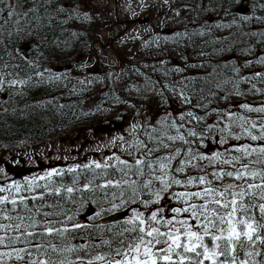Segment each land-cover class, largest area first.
<instances>
[{
  "label": "snow or ice",
  "instance_id": "snow-or-ice-1",
  "mask_svg": "<svg viewBox=\"0 0 264 264\" xmlns=\"http://www.w3.org/2000/svg\"><path fill=\"white\" fill-rule=\"evenodd\" d=\"M229 2L235 4V12L248 4V0ZM42 7L40 0H0V36L5 32L8 36L24 33ZM257 7L264 8V3ZM78 8V0H62L54 10L67 12L72 18ZM240 19L264 23V17L254 15ZM260 35L264 37V31ZM256 63L264 65V56H259ZM249 65L255 67L252 61L244 67ZM233 71L236 81L231 77L219 81L211 74L203 77L209 85L208 95L215 97L213 88L221 89L222 83H232L231 90L221 94L222 100L246 95L240 83L250 84L248 91L252 95H264V87L257 86V81L264 84V72L244 76L240 67ZM46 73L59 79L48 69L36 71L35 75L43 77ZM30 79L8 83L27 85ZM4 83L5 79L0 78V86ZM180 95L184 96V89ZM188 103H192L190 98ZM236 106L243 111L212 108L210 112L219 114L218 122L206 124L199 131L174 118L170 128L175 134H149L148 140H134L129 145L131 160L116 155L108 158L115 164L92 161L68 168L72 173L81 167L114 170L98 174L107 177L103 183L96 184L92 179L82 186L88 192H102L108 203L107 208L100 205V211L90 220L118 211L127 217L115 231L109 227L111 236L101 238L99 243L92 242V230H100L101 226L76 219L80 208L90 206L88 197L69 214L64 208L65 194L75 200L73 194L81 189L53 186V177L64 175L63 170L53 169L43 176L27 178L24 183H0V264H264V101ZM253 113L257 115H249ZM186 118H191L189 124L205 119L191 110L178 120ZM131 127L135 132L137 125ZM213 128L217 135L205 137L204 132ZM152 132L157 129L153 127ZM213 141L223 147L211 152L201 150ZM41 180L45 182L39 183ZM108 189L115 191H105ZM78 235L88 237V242L73 244L71 241Z\"/></svg>",
  "mask_w": 264,
  "mask_h": 264
},
{
  "label": "trees",
  "instance_id": "trees-1",
  "mask_svg": "<svg viewBox=\"0 0 264 264\" xmlns=\"http://www.w3.org/2000/svg\"><path fill=\"white\" fill-rule=\"evenodd\" d=\"M221 1L220 11L213 20L219 26L210 23L209 15L202 19V31L205 30L206 38L201 39L192 32L189 34V39L180 38L185 39L181 45L183 49H188V58L192 61L190 64H184L183 68L185 71L189 69L198 71L195 75L186 78L184 84L173 85L175 88L184 89L192 101L187 107H182L170 96L161 101L158 97L130 98L127 94L134 88L139 94L142 89L140 86L137 87L139 80L157 78L165 86L159 70L151 72L147 69L150 64L158 65L162 59H153V49H149L148 44L144 45L141 41L119 47V39L105 48L102 46L126 27V24L119 23L125 19H121L119 14L115 15L114 8L110 6L113 0H78L79 8L73 13L72 18H69L67 12L54 10L62 0H51V3L40 0L43 7L37 13V18L26 26L24 33L8 36L5 32L0 36V41H3L0 43V69L8 70L10 58L15 62L16 59L24 60L27 62L26 67L24 66L25 71L19 73L18 77L20 80H28L31 77L29 83L19 89L0 91V161L6 156L18 157L23 154L30 157L46 155L51 158V153L57 150L56 147L63 149L78 128L91 124L100 125L104 121L111 123L110 119L121 122L122 126L114 128L104 136L105 138H97L93 151L78 156V161L89 159L90 163L97 161L101 164L104 162L115 164L117 162L114 159L108 158L116 155L131 160L129 153L132 149L129 145L136 139L148 140L149 134L155 136L165 133L166 129L162 128L165 118L171 120L177 118V123H184L188 127H194L193 124L196 123L197 131L204 128L203 121L207 119L212 108H219V103L208 95L209 85L203 77L211 74L219 81L227 80L229 77L236 81L237 74L233 71L234 67H240V74L244 76H248L249 73L252 75L254 71L264 72V65L256 63L259 56H264V37L260 35V32L264 31V23L241 20L240 15H237L238 12L234 11V5L226 0ZM68 2L76 3L77 0H68ZM122 2L124 0H119V3ZM251 2L252 0H248V4ZM257 17H264V14ZM234 19L235 23H233ZM63 20H67V23H60ZM133 27L134 25H131L122 38L132 32ZM189 27L193 29V22ZM218 27H223L225 34L218 35ZM85 47L87 52L81 55L85 53ZM19 48L24 49V54H20ZM110 50L119 53V61L116 64L109 61L107 54ZM65 52L69 56L63 61ZM173 52L170 51L163 56L165 59L172 58ZM121 53L126 54L125 58L120 55ZM94 54L100 58L101 66L97 64ZM79 55L89 63L95 62V69L87 73L80 72L84 65L82 60L76 59ZM247 61H252L255 67L251 65L244 67ZM192 64L202 67L192 68L189 66ZM60 65L69 67L70 73L59 79H53L47 73L43 77L35 75L36 71L51 70L56 66L60 71ZM175 73L174 71L173 74ZM36 81L40 82L36 83ZM227 84L231 85L227 89L229 92L232 83ZM227 84L222 83L221 89L223 90ZM258 84L259 81H257L259 87ZM239 86L243 90L244 83H240ZM221 89L213 88L217 94ZM258 95L260 94L252 95L249 99H257ZM197 104H206V107H196ZM226 105L237 109L238 112L243 111L236 106V103L230 102ZM189 110L196 115L204 116L205 119L200 122L192 120L190 124L188 121L191 118H186L185 121L178 120L182 113ZM113 111L115 114L111 115ZM133 124L137 125L135 132L131 127ZM153 127L157 132H152ZM86 132L90 133V130ZM120 137L124 139L121 140ZM191 147L196 150L195 143ZM84 151L83 149L82 152ZM67 169L63 170L64 175L53 177V186L81 189L73 194L75 200L65 194L64 208L69 214H72L74 207H79L84 197H88L90 206L80 208L79 214L76 215V219L82 223V213L86 212V209L92 207L100 211V205L108 207L102 192H88L83 190L82 186L92 179H95L96 184L103 183L107 177L98 174L103 171L111 173L114 170L81 167L77 172L72 173ZM189 171L197 170L189 169ZM74 180H76L75 184ZM39 183L43 184V181ZM105 191L110 193L115 190ZM117 213H122L124 219L127 218L123 211ZM123 220L101 225L105 228L117 227ZM83 231L87 232L89 229ZM103 237L106 238V235L94 236L92 242L99 243L100 240L97 239ZM88 239L78 235L71 242L87 243Z\"/></svg>",
  "mask_w": 264,
  "mask_h": 264
},
{
  "label": "rangeland",
  "instance_id": "rangeland-1",
  "mask_svg": "<svg viewBox=\"0 0 264 264\" xmlns=\"http://www.w3.org/2000/svg\"><path fill=\"white\" fill-rule=\"evenodd\" d=\"M178 1H180L181 3L183 0H167V3H165V0H126L122 3H119L118 14L121 19L132 20L137 17H149L154 11L163 10V12L165 13V20L159 21L160 19H162V16L158 18L156 27L162 26L166 31V29H171L172 26L181 27L187 23L188 19L187 16H185L184 12L187 13L188 16L191 15L192 9L189 7L184 9L182 8L180 11H177L175 13L172 12V7L176 5ZM226 2L230 3L229 0H226ZM258 3H264V0H252L251 4H247V6L251 8L249 15L260 16L264 14L261 13L264 12V8L257 7ZM221 4V0H213V2L212 0H202V13L200 18L203 19L205 16L209 15L211 21L210 23L219 26V24L214 23L215 21L213 20L214 17L220 11ZM231 5L235 6L234 3H231ZM110 6L114 8L113 3H110ZM237 15H240L241 17L243 15H246V13L243 9L238 12ZM153 23L149 21L147 24H134L132 32L128 33L126 36L120 39L118 41V46L124 47L127 46L129 43L135 41H141L144 45L148 44L149 49H153L154 51L153 59L162 60L158 65L156 64L155 66H153V64H150L149 66H147V69H150L151 72L159 70V74L163 79V83L165 84V86H163V84H161L157 78L150 80H139L137 83V87H142L139 94L136 92V88H134L132 92H128L127 94L130 95V98H139L145 96L158 97L161 101L166 100L168 96H170L171 99L176 101L177 104L181 105L182 107H187L190 104L188 103L189 97L185 92L184 96H181V89L175 88L173 85H178V83L184 84L186 78L195 75L198 71L194 69H189L185 71V69L183 68L184 64L192 63L190 58H188V49H183L181 45L182 41L185 39H174L173 37H170V35L166 32L156 35L154 32L155 26L153 25ZM218 28V35L225 34L223 27ZM206 37L207 34L205 30H203L200 38L202 39ZM170 51H174L173 57L165 59L163 55H166ZM19 52L20 54H24V49L19 48ZM84 52L85 53L81 55L86 54L87 47H85ZM118 54L119 53L114 50H110L108 52L107 56L109 57V61L112 64H116L119 61ZM64 55L65 57H63L62 59L63 61H66L69 55L67 56V52H65ZM120 55L124 58L126 56L125 53H121ZM76 59L82 60V65H84L83 68L80 70V72L82 73L91 72L96 67L95 62L92 61L89 63L88 61H85L86 59L83 60V57H81L80 55L77 56ZM8 64V70L0 69V78L5 79V83L0 86L1 92H5L11 89H19L21 86H23L20 84L12 85L11 83H8V81L20 80L18 74L25 71L24 66L26 67L27 62L20 59H16L15 62L10 58ZM56 67L51 69V72L57 77L66 76L70 73L69 67L67 66L60 65V71L57 70ZM177 69H183V71H177ZM174 71L176 72L175 74H173ZM248 76H251V74L249 73ZM258 85L259 87H264V84L259 83ZM133 86L134 85H132V87ZM230 87L231 85L227 84V86H225L222 92L218 93L215 97H213V99L217 100V102L219 103L220 109L227 108L230 111L238 112L237 109H233L231 108V106H227L226 104L230 102L236 104L242 102H249L253 105H258L259 103L264 101V95L261 94L257 96V99H249V97L252 95L248 91L251 87V85L248 83H244L243 90L239 86L240 90L247 94L246 96H230L228 100L220 99L221 94H227V89H229ZM112 114H115V111H113L111 115ZM251 115L256 116L257 114L253 113ZM218 120L219 114L216 112H210L207 119L203 121L202 125L205 127L206 124H215L218 122ZM110 121L111 123H107L106 121H104L101 122L100 125L91 124L78 128L75 134L71 136V139L67 141L65 146H63V149H61V147H56L57 150L51 153V158H48L46 155H38V158L37 155H34V157H30L26 156L25 154L20 155L18 157L6 156L2 158L0 161V168H2L4 171L0 172V183H7L12 180L24 183L27 178L43 176L47 172L52 171L53 169L64 170L65 168H71L77 164L83 166L84 164L90 163L89 159H87L86 161H78L77 157L86 154V152L93 151L97 138L104 137L105 135L113 131L114 128L117 129L118 127L120 128L122 126L121 122L113 121L111 119ZM171 122V119L165 118V122L162 125V128L166 129L165 133L175 134L174 130L170 128ZM193 125L194 127H196V123H194ZM185 126L188 127L186 124ZM222 126L223 124H221V127ZM89 130L90 133L86 132ZM216 135L217 132L214 128L211 131H205L204 133L205 137H215ZM204 144H208L207 139L204 140ZM222 147L223 146L216 145L213 141L207 148H203V151L211 152L218 150V148ZM83 149L85 150L84 152H82ZM44 182L45 181H43V183ZM25 194L31 195L32 193ZM173 202L175 203V201ZM95 212H97V210L92 207L86 209V212L82 213V223H92L100 225V230H92L95 233V236L106 235V238H109L112 233L108 231V228L102 227L100 221L107 216H112L116 214L117 212L102 213L101 216L96 218L95 220H90L89 217H94ZM112 230L115 231L116 227H112ZM99 240L100 239H97V241Z\"/></svg>",
  "mask_w": 264,
  "mask_h": 264
},
{
  "label": "flooded vegetation",
  "instance_id": "flooded-vegetation-1",
  "mask_svg": "<svg viewBox=\"0 0 264 264\" xmlns=\"http://www.w3.org/2000/svg\"><path fill=\"white\" fill-rule=\"evenodd\" d=\"M126 1V0H124ZM191 8L192 12L191 15L188 16L187 13L184 12L185 16H187V23L184 26H172L171 29L164 30V27H156L157 26V20L162 16L161 20H165V13L163 10H157L154 11L149 17H137L135 19H144V18H150V22H154L153 25L155 26L154 32L156 35H159L160 33L166 32L170 35V37H173L174 39H180L181 37H184L185 39H189V34L191 32L197 36L201 37L202 34V19L200 18L202 13V0H183L181 3L178 1L176 5L172 7V12L175 13L177 11H180L182 8ZM162 14H161V13ZM164 14V16H163ZM193 22V29H190L189 24Z\"/></svg>",
  "mask_w": 264,
  "mask_h": 264
},
{
  "label": "water",
  "instance_id": "water-1",
  "mask_svg": "<svg viewBox=\"0 0 264 264\" xmlns=\"http://www.w3.org/2000/svg\"><path fill=\"white\" fill-rule=\"evenodd\" d=\"M113 6H114V10H115V13L118 14V10H119V0H113ZM245 13L246 14H249L250 13V7H246L244 9ZM149 18H144V19H133V20H124V21H119L120 24H126V27L124 30H122L117 36L109 39L107 41V43L104 45L102 44V46L105 48L107 47L108 45H110L111 43L119 40L122 38V36L128 31V29L131 27V25H134L136 23H139V24H147L149 22ZM95 55V58H96V61H97V64L99 66H101V62H100V58L97 56V54H94ZM124 219V215L122 213H116L112 216H107L105 217L104 219H102L100 221V224H111V223H118L120 221H122Z\"/></svg>",
  "mask_w": 264,
  "mask_h": 264
},
{
  "label": "built area",
  "instance_id": "built-area-1",
  "mask_svg": "<svg viewBox=\"0 0 264 264\" xmlns=\"http://www.w3.org/2000/svg\"><path fill=\"white\" fill-rule=\"evenodd\" d=\"M28 1H32V0H28Z\"/></svg>",
  "mask_w": 264,
  "mask_h": 264
}]
</instances>
